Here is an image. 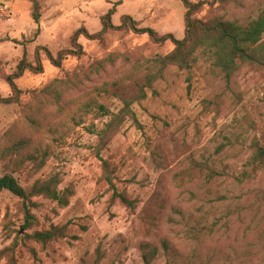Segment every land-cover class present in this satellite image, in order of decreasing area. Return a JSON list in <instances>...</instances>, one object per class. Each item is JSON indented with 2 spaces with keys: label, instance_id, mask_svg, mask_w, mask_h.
Returning a JSON list of instances; mask_svg holds the SVG:
<instances>
[{
  "label": "rangeland",
  "instance_id": "374dc122",
  "mask_svg": "<svg viewBox=\"0 0 264 264\" xmlns=\"http://www.w3.org/2000/svg\"><path fill=\"white\" fill-rule=\"evenodd\" d=\"M190 1L205 3L194 18L240 26L264 9ZM37 2L35 23L31 0H0V97L11 96L6 79L23 58L34 65L37 47L70 48L80 28L98 33L112 7L114 25L128 15L184 36L180 0ZM78 42L83 55L59 69L41 54L43 71L15 81L19 101L0 105V176L28 190L56 175L72 192L65 207L33 199L36 224L23 230L21 200L0 191V264H264V171L242 176L252 143L264 146V65L226 81L201 56L189 71L153 64L174 47L146 35ZM51 226L63 235L49 245L27 239Z\"/></svg>",
  "mask_w": 264,
  "mask_h": 264
},
{
  "label": "trees",
  "instance_id": "16d2710c",
  "mask_svg": "<svg viewBox=\"0 0 264 264\" xmlns=\"http://www.w3.org/2000/svg\"><path fill=\"white\" fill-rule=\"evenodd\" d=\"M180 1L185 8L183 38L177 39L170 33L159 35L152 28L140 27L139 23L128 15L121 17L119 25H114L111 17L115 13V8L112 7L102 17V28L98 33L90 34L84 28H80L74 32L70 48L60 50L56 55H53L46 47H37L34 52V65L23 58L18 63L15 73L9 75L6 79L11 90V96L0 97V105L15 104L19 101L22 91L16 86L15 81L26 72L41 73L43 71L42 55L45 56V60L53 68L59 69L64 60L79 58L83 55V48L78 42L79 37H84L87 40H98L108 30H124L137 35H146L152 42L157 44L171 43L174 48L170 53L162 57L158 56L152 60L153 64L160 65L161 68L172 65L180 70L189 71L197 61L198 56H201L210 60L212 65L224 74L225 80L229 81L233 73L242 65H264V41H262L264 37V9L247 25L240 26L235 22L221 20L203 21L194 18V15L205 3L203 1ZM31 3L32 19L35 23H38L40 19L39 4L37 0H31ZM99 109L103 110L102 107ZM250 148L251 154L247 162L250 171H244L243 177L250 176L252 172L264 171V146L255 141ZM105 164L103 162L104 167L106 166ZM58 180L59 178L56 175L37 180L27 190L19 185L12 174L5 173L0 176V191H7L21 200V211L24 221L21 227L23 230L30 229L36 224V219L30 210L31 207L36 206L33 203V199L42 197L56 202L60 207L68 205V198L72 195V192L70 189L59 191L57 188ZM106 181L110 186H113L109 178H106ZM115 197L122 203L127 204L129 202L121 193H117L114 189L113 198ZM62 235L60 228L51 226L46 231H34L28 235L27 239L29 238L43 245H49L48 243Z\"/></svg>",
  "mask_w": 264,
  "mask_h": 264
}]
</instances>
